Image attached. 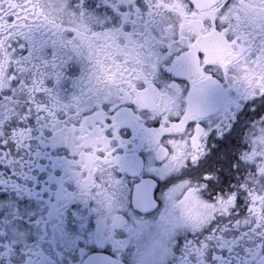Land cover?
I'll return each mask as SVG.
<instances>
[{
    "label": "snow or ice",
    "instance_id": "6c2138e0",
    "mask_svg": "<svg viewBox=\"0 0 264 264\" xmlns=\"http://www.w3.org/2000/svg\"><path fill=\"white\" fill-rule=\"evenodd\" d=\"M236 2L223 0L211 20L216 31L229 30L223 17ZM243 2L256 23L247 25L242 43L251 47L242 50L264 52V0ZM72 7L94 16L109 39L170 51L158 0H73ZM48 36L13 41L15 60L0 84V264H264V157L242 156L251 151L248 130L264 124V92H235L222 79L218 91L202 95L184 54L169 55L143 87L179 91L202 111L184 132L165 131L186 113L154 115L124 91L102 99L99 81L70 54L48 48ZM133 79L129 70L124 87ZM198 133L180 170L162 179L161 145L171 152L173 140L192 144ZM185 181L218 209L198 229L177 230L179 210L162 198Z\"/></svg>",
    "mask_w": 264,
    "mask_h": 264
},
{
    "label": "flooded vegetation",
    "instance_id": "af4514ba",
    "mask_svg": "<svg viewBox=\"0 0 264 264\" xmlns=\"http://www.w3.org/2000/svg\"><path fill=\"white\" fill-rule=\"evenodd\" d=\"M158 2L162 5L160 17L167 36L165 43L170 44L169 52L122 35L109 39L97 31L98 21L94 16L72 7L73 0H0V84L7 83V69L15 60L9 51L11 43L20 38L27 43L33 36L48 33V48L68 53L70 59L81 64L94 82L99 81L97 92L102 99H115L124 91L138 103L152 107L154 115L186 113L185 119L165 131L184 132L187 120L197 118L202 111L199 105L188 106L187 98L179 91L168 93L143 87L145 80L154 78L157 61L169 55L184 54L186 71L198 81L202 95L218 91L222 79L235 92L247 95L264 92V52L253 50L250 55L242 50L251 47L242 43L247 25L256 23V16L251 15L243 0H237L231 12L224 14L229 30L219 32L212 27L211 20L219 15L223 0H195V9L191 7L192 0ZM258 6V3L253 5ZM232 35L241 43L234 44ZM201 51L202 59L198 56ZM129 70L134 73L131 89L124 87ZM199 135L192 144L185 139L173 140L171 152L161 145V154L167 155L159 169L162 179L180 170L190 151L197 147ZM245 140L251 146L250 152L242 154L245 160L253 155L264 157V124L258 122L250 128ZM260 164L264 168V160ZM170 192L171 199L168 193L162 198L169 207L179 210L177 230L201 228L213 211L218 210L204 199L200 186L191 181L175 186ZM181 193L184 195L179 199Z\"/></svg>",
    "mask_w": 264,
    "mask_h": 264
}]
</instances>
